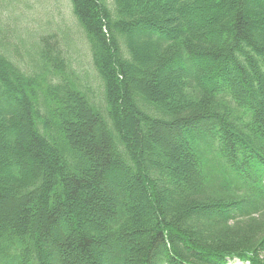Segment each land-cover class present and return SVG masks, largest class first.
<instances>
[{
  "label": "trees",
  "instance_id": "trees-1",
  "mask_svg": "<svg viewBox=\"0 0 264 264\" xmlns=\"http://www.w3.org/2000/svg\"><path fill=\"white\" fill-rule=\"evenodd\" d=\"M67 3L91 78L0 10V264H264V0Z\"/></svg>",
  "mask_w": 264,
  "mask_h": 264
},
{
  "label": "rangeland",
  "instance_id": "rangeland-1",
  "mask_svg": "<svg viewBox=\"0 0 264 264\" xmlns=\"http://www.w3.org/2000/svg\"><path fill=\"white\" fill-rule=\"evenodd\" d=\"M9 4L10 7L0 6L1 13L11 17L8 27L24 28L26 32L43 30L54 35L74 70L91 78L85 39L71 18L67 0H9ZM72 53L75 60L70 57Z\"/></svg>",
  "mask_w": 264,
  "mask_h": 264
}]
</instances>
